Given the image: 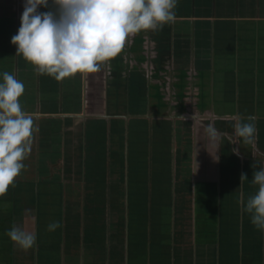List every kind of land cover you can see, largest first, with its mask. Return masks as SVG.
Listing matches in <instances>:
<instances>
[{
	"label": "crops",
	"instance_id": "obj_1",
	"mask_svg": "<svg viewBox=\"0 0 264 264\" xmlns=\"http://www.w3.org/2000/svg\"><path fill=\"white\" fill-rule=\"evenodd\" d=\"M23 5L0 0V82H23L36 131L0 197V264H264L243 210L264 168V0H178L174 22L61 80L16 53ZM249 116L245 144L234 124ZM13 226L35 233L32 249Z\"/></svg>",
	"mask_w": 264,
	"mask_h": 264
},
{
	"label": "clouds",
	"instance_id": "obj_2",
	"mask_svg": "<svg viewBox=\"0 0 264 264\" xmlns=\"http://www.w3.org/2000/svg\"><path fill=\"white\" fill-rule=\"evenodd\" d=\"M178 0H24L20 27L11 37L16 53L33 65L38 73L57 80L77 73H95L116 57L126 40L142 31H159L174 22ZM40 8L47 11H39ZM0 82V197H3L25 167L36 131L33 120L21 107L19 98L24 84L4 72ZM234 124L235 136L245 144L255 136L250 122ZM210 141L220 133L213 124L205 127ZM258 186L244 204L253 226L264 234V168L252 174ZM240 185L247 174H240ZM61 227L59 221L48 225L49 231ZM6 235L23 250L32 249L35 233L13 226Z\"/></svg>",
	"mask_w": 264,
	"mask_h": 264
},
{
	"label": "rangeland",
	"instance_id": "obj_3",
	"mask_svg": "<svg viewBox=\"0 0 264 264\" xmlns=\"http://www.w3.org/2000/svg\"><path fill=\"white\" fill-rule=\"evenodd\" d=\"M30 75V74H29ZM93 134V132L91 133V135ZM6 222L7 221H5V224H6ZM1 224H0V227L2 228V229H4L5 228V225H3V223L2 222H0ZM9 225V223H7L6 224V226H8Z\"/></svg>",
	"mask_w": 264,
	"mask_h": 264
}]
</instances>
